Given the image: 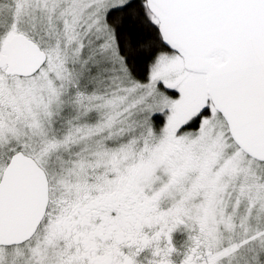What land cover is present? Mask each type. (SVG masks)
Returning a JSON list of instances; mask_svg holds the SVG:
<instances>
[{"label": "snow or ice", "instance_id": "6c2138e0", "mask_svg": "<svg viewBox=\"0 0 264 264\" xmlns=\"http://www.w3.org/2000/svg\"><path fill=\"white\" fill-rule=\"evenodd\" d=\"M0 264H264V0H0Z\"/></svg>", "mask_w": 264, "mask_h": 264}]
</instances>
